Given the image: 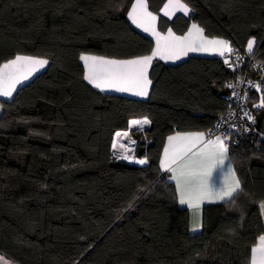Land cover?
I'll return each mask as SVG.
<instances>
[{
	"label": "trees",
	"instance_id": "1",
	"mask_svg": "<svg viewBox=\"0 0 264 264\" xmlns=\"http://www.w3.org/2000/svg\"><path fill=\"white\" fill-rule=\"evenodd\" d=\"M165 1L149 0L160 31L182 34L194 21L240 51L255 37L253 56L264 63V0H185L194 11L172 19L159 11ZM131 2L0 0V63L17 54L49 61L1 100L0 255L14 264H249L264 234V143L229 147L240 190L203 207L198 233L159 166L169 134L208 131L228 106L232 73L221 57L154 59L145 99L83 78L81 53L124 59L152 50L126 18ZM260 96L249 95V110ZM143 116L152 123L132 130L133 155L148 163L115 158L113 134Z\"/></svg>",
	"mask_w": 264,
	"mask_h": 264
},
{
	"label": "snow or ice",
	"instance_id": "2",
	"mask_svg": "<svg viewBox=\"0 0 264 264\" xmlns=\"http://www.w3.org/2000/svg\"><path fill=\"white\" fill-rule=\"evenodd\" d=\"M164 17L172 19L177 13L189 16L194 9L185 0H166L159 10ZM128 19L137 28L150 34L155 40V47L149 55L136 56L129 59H115L104 56L81 53L80 61L84 67V80L101 91H117L131 93L139 97L149 95L152 81L149 79V69L154 59L179 60L189 52L210 51L224 57V63L233 67L230 57L235 56L237 63L244 60V56L234 49L231 42L219 38H208L204 28L192 23L183 35H177L172 28L166 32L158 30L157 22L160 16L149 8V0H133L127 12ZM256 38L247 41L246 52L251 56L254 52ZM227 54V55H226ZM49 61L34 56L16 55L14 58L0 63V97L12 98L17 86L28 80L35 72L44 68ZM252 87L261 90L260 84ZM228 88L235 89L236 84L229 83ZM237 93L233 91V96ZM247 99L246 95L244 97ZM2 106V105H0ZM254 107H264V96L260 104ZM245 116L252 120V116L245 112ZM152 121L143 116L128 120L126 130H117L112 137V155L117 159L147 164V159H136L134 146L137 141L132 138V130L143 131ZM220 125H217L219 127ZM228 137L205 132H175L167 137L163 153L160 158V169L170 173L169 179L175 182L176 193L181 205L199 209L204 202L216 203L231 201L234 194L240 190V181L230 164ZM223 173V181L217 182L215 173ZM261 214L264 215V201L259 204ZM201 227L196 221L192 231ZM0 264H12L3 255H0ZM249 264H264V234L259 235L257 242L251 247Z\"/></svg>",
	"mask_w": 264,
	"mask_h": 264
},
{
	"label": "built area",
	"instance_id": "3",
	"mask_svg": "<svg viewBox=\"0 0 264 264\" xmlns=\"http://www.w3.org/2000/svg\"><path fill=\"white\" fill-rule=\"evenodd\" d=\"M238 51L240 55L244 56V60L237 63L233 55L230 57V63L233 64V67L226 65L224 63V57H221L224 67L232 73V77L227 84L232 83L237 86L235 89L228 88L230 102L228 106L218 114L214 127L206 131V133L211 131L213 136L221 135L228 137L226 142L229 147L243 141H248L254 148H257L260 143H264V132L260 131L257 126V117L249 111L247 99L252 92L261 95L264 94V63L256 60L253 54L249 56L246 50ZM249 81H251L252 84H260L261 90L252 87ZM233 91L237 93L236 96H233ZM245 95L247 99L244 98ZM245 112L249 113L253 119L249 120L247 116L244 115ZM217 125L220 126L217 127ZM135 158L138 159L137 157ZM128 162L135 163L134 161Z\"/></svg>",
	"mask_w": 264,
	"mask_h": 264
},
{
	"label": "crops",
	"instance_id": "4",
	"mask_svg": "<svg viewBox=\"0 0 264 264\" xmlns=\"http://www.w3.org/2000/svg\"><path fill=\"white\" fill-rule=\"evenodd\" d=\"M132 2H133V0H132ZM131 2V3H132ZM166 2V1H165ZM164 2V3H165ZM131 3H130V6H131ZM130 6L127 8V10H126V18L128 19V17H127V12H128V10L130 9ZM162 7H163V5H162ZM161 7V8H162ZM162 14V13H161ZM166 18H168V17H166ZM169 19V18H168ZM128 21L132 24V22L128 19ZM192 23H196V22H194V21H192V22H190L189 23V25H188V27H187V29L185 30V32L184 33H182V34H178V33H176L177 35H183V34H185L187 31H188V28L191 26V24ZM198 24V23H197ZM137 30H139L140 32H142V33H144L145 35H147V36H149L152 40H153V47H152V49L155 47V40H154V38L150 35V34H148V33H145V32H143L141 29H139V28H137L134 24H132ZM200 26V25H199ZM158 27V26H157ZM201 27V26H200ZM159 30V29H158ZM160 31V30H159ZM167 31V29L165 30V31H163V32H166ZM162 32V31H161ZM208 38H212V37H210V36H207ZM224 39V38H223ZM225 40V39H224ZM246 48H247V46H246ZM152 51V50H151ZM151 51H150V53H151ZM149 53V54H150ZM87 54H90V53H87ZM149 54H146V55H149ZM17 55H23V56H31V55H24V54H17ZM91 55H96V54H91ZM191 55H196V56H205V57H221V56H219L218 54H216V53H214V52H210V51H198V52H189L186 56H182L181 57V59H179V60H175V61H172V60H168V61H165V60H160V59H158V60H160V61H162L164 64H169V65H174V64H177V63H179V62H181V61H183V60H185V59H187V57H189V56H191ZM16 56V55H15ZM14 56V57H15ZM97 56H101V55H97ZM141 56V55H140ZM14 57H12V58H14ZM34 57H38V56H34ZM105 57V56H104ZM136 57V56H135ZM12 58H10V59H12ZM38 58H42V57H38ZM108 58V57H107ZM133 58V57H132ZM43 59H45V58H43ZM115 59H117V58H115ZM124 59H129V58H124ZM80 60V59H79ZM4 62H6V61H4ZM4 62H2V63H4ZM81 62V61H80ZM81 64L83 65V63L81 62ZM47 66V65H46ZM46 66L44 67V68H42V69H40L39 71H37V72H35L28 80H26V81H23L20 85H18L17 86V88L19 87V86H21L22 84H24V83H26V82H28L33 76H35V74H37V73H39V72H41V71H43L45 68H46ZM84 68V67H83ZM85 71V70H84ZM149 74V73H148ZM150 79V78H149ZM87 82V81H86ZM91 85V84H90ZM92 86V85H91ZM93 87V86H92ZM150 87H151V85H150ZM150 87H149V91H150ZM95 88V87H94ZM95 89H97V88H95ZM97 90H99V91H101L100 89H97ZM101 92H106V93H115V94H120V95H125V96H129V97H134V98H139V99H145V98H147V97H139V96H135V95H132L131 93H124V92H117V91H113V90H109V91H101ZM15 93V92H14ZM13 93V94H14ZM261 97L262 96H260V98H259V100L258 101H256V102H254L253 104H251V106H249L252 110H249L254 116H256L257 118L261 115V113H263L264 112V107H254V105H258V104H260V101H261ZM2 99H10V98H3V97H0V105H2L1 104V100ZM258 108H261V110H260V112H258L256 109H258ZM249 109V108H248ZM255 110L257 111V112H255ZM1 112H2V106H0V114H1ZM132 119V118H131ZM149 125H147V126H145L144 127V129L145 128H147ZM134 130V129H133ZM205 132L206 133V131H204V130H186V131H179V132ZM175 132H177V131H175ZM175 132H173V133H171V134H169V135H173ZM168 135V136H169ZM167 136V137H168ZM167 137H166V139H165V142H164V145L166 144V142H167ZM133 138V137H132ZM164 145H163V148H164ZM134 148H135V146H134ZM163 148H162V152H161V155H162V153H163ZM134 154V153H133ZM228 157H229V153H228ZM160 158H161V156H160ZM138 159H143V158H138ZM228 164H230L231 165V167L234 169V166H233V163H232V161H231V159H230V157H229V160L228 161H226V165H225V168L227 167V165ZM159 165H160V160H159ZM234 171H235V169H234ZM168 173V172H167ZM236 173V172H235ZM169 174V176H170V173H168ZM215 175V179H216V181L217 182H222L223 181V173L220 171V170H217V173H215L214 174ZM236 177L238 178V176H237V174H236ZM174 182V181H173ZM174 184H175V182H174ZM177 197H178V195H177ZM261 201H264V199L263 200H261ZM260 201V202H261ZM219 202H222V201H219ZM219 202H216V203H219ZM260 202H259V204H260ZM178 203H179V197H178ZM207 204H214V203H208V202H204L202 205H201V207H200V209L198 210L199 211V216H196L195 215V213L197 212V210L196 209H193V208H189L186 204L185 205H181L180 203H179V205L181 206V207H184V208H186L187 210H188V214H189V231H190V233H198V232H200V230H201V228H202V214H203V207L205 206V205H207ZM259 204H258V207H259ZM259 211H260V208H259ZM260 215H261V218H262V221H263V225H264V215H262L261 214V211H260ZM196 221H198L200 224H201V227L197 230V231H195V232H193L192 231V227H193V223L194 222H196ZM249 261H250V257H249Z\"/></svg>",
	"mask_w": 264,
	"mask_h": 264
},
{
	"label": "water",
	"instance_id": "5",
	"mask_svg": "<svg viewBox=\"0 0 264 264\" xmlns=\"http://www.w3.org/2000/svg\"><path fill=\"white\" fill-rule=\"evenodd\" d=\"M257 126L260 131L264 132V112L257 118Z\"/></svg>",
	"mask_w": 264,
	"mask_h": 264
},
{
	"label": "rangeland",
	"instance_id": "6",
	"mask_svg": "<svg viewBox=\"0 0 264 264\" xmlns=\"http://www.w3.org/2000/svg\"><path fill=\"white\" fill-rule=\"evenodd\" d=\"M212 38H219V39H223V38H220V37H212ZM211 39V38H210ZM12 264H14V263H12Z\"/></svg>",
	"mask_w": 264,
	"mask_h": 264
}]
</instances>
